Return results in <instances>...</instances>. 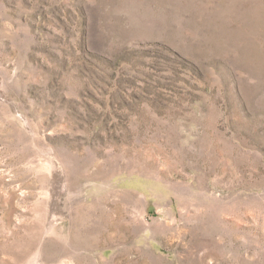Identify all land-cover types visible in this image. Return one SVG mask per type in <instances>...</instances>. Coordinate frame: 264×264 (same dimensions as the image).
<instances>
[{"label": "rangeland", "instance_id": "374dc122", "mask_svg": "<svg viewBox=\"0 0 264 264\" xmlns=\"http://www.w3.org/2000/svg\"><path fill=\"white\" fill-rule=\"evenodd\" d=\"M0 264H264V0H0Z\"/></svg>", "mask_w": 264, "mask_h": 264}]
</instances>
